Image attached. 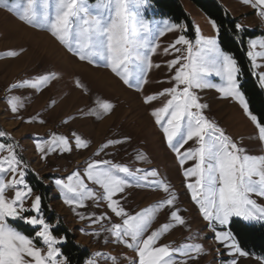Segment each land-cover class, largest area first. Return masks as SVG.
Instances as JSON below:
<instances>
[{
	"label": "snow or ice",
	"instance_id": "6c2138e0",
	"mask_svg": "<svg viewBox=\"0 0 264 264\" xmlns=\"http://www.w3.org/2000/svg\"><path fill=\"white\" fill-rule=\"evenodd\" d=\"M241 2L256 10L264 19V0ZM147 4L148 0H97L94 5L89 0H0V8L20 22L48 31L80 61L109 69L125 85L138 92H142L148 83L149 71L160 67L159 64L154 65L151 59L159 48V38L169 32L184 31V25L167 19L153 25L142 14ZM209 22L218 32L216 22ZM195 31V43L181 34L163 49L168 55L187 54L176 55L167 62V68L174 73L167 81L171 86L159 93L144 95V103L151 104L158 98H164L161 107L152 109L151 116L162 130L168 147L176 154L185 178H195L194 182L187 183V188L202 219L207 222L206 227L214 233L215 241L233 257L226 264H238L237 257H247L249 253L240 247L231 231L224 229L230 226L233 217L249 223H264V204L254 198L264 199V155L248 154L244 147L209 120L203 114L207 105L199 102L197 90L215 89L223 97L235 100L258 129L261 142H264V124L251 113L240 89L241 69L237 60L221 48L215 36H203L199 27ZM235 31L239 34L245 29L236 23ZM257 47L260 51H255ZM248 49L246 55L251 68L261 67L257 57H264V37L250 39ZM7 55L15 56L17 53L11 51ZM253 74L258 76L260 86L264 87V72ZM213 75L221 83H213L209 79ZM56 78L55 72L40 74L14 84L12 88L39 90ZM76 86L84 87L78 80ZM7 104L13 113L23 107L21 98L16 96L8 98ZM112 108L110 102L97 101V107L88 114L99 118ZM72 136L73 140H70L64 135L52 134L49 139L36 140V151L41 154V159H45L57 151L60 154L71 152L73 142L76 149L88 147V141L80 135L73 133ZM0 138L5 141L11 139L10 134L3 130H0ZM127 139L108 140L95 155L99 156L101 152L108 155L106 149L123 144ZM189 141L195 147L186 148ZM17 147V143H0V152L7 153L0 155V264H71L60 247L66 242V237L58 238L53 234L55 225L43 215L42 196H33V188L26 179L29 166L17 153ZM137 158L143 159L139 153ZM189 161L192 166L185 167ZM86 164L83 173L77 170L66 178L54 180L63 203L79 220L88 221L89 227L100 225L101 230L109 234L112 243L123 245L135 253L137 259L131 260L130 264H198L200 255L204 253L202 244L181 243L173 247L158 243L173 227H187L179 209L171 210L167 222L149 232L159 211L174 208L177 199L174 193L135 214L126 211L121 199L116 198L132 186L162 189L168 193L170 185L157 170H133L110 159H92ZM88 182L98 186L102 192L90 187ZM9 192L11 196L7 194ZM29 201L30 207L26 206ZM87 201H92L97 207L105 202L120 222H112L107 213L97 215L95 212L79 211L88 207ZM15 221L32 226L34 237L18 230L13 223ZM103 221H108L110 226L103 227ZM85 234L99 236L100 231ZM37 241L44 248L38 246ZM102 255L106 254L93 253L85 264H97L95 258ZM107 258L112 264H118L117 257ZM256 259L264 264V256Z\"/></svg>",
	"mask_w": 264,
	"mask_h": 264
},
{
	"label": "rangeland",
	"instance_id": "374dc122",
	"mask_svg": "<svg viewBox=\"0 0 264 264\" xmlns=\"http://www.w3.org/2000/svg\"><path fill=\"white\" fill-rule=\"evenodd\" d=\"M216 1L237 19V23L251 33L246 38L247 53L250 39L264 37V19L257 14L256 10L243 4L241 0ZM96 2L97 0H89V3L93 5ZM179 2L191 21V27L187 26L184 21L175 22L168 15L160 13L152 0H148L147 7L142 9L144 18L153 25H159L165 19L184 25L183 32L177 30L166 33L157 41L159 48L151 59L154 65L159 64L160 67H153L149 71L148 83L144 85L142 92L129 88L109 69L80 61L60 45L48 31L32 28L0 8V130L9 133L11 137L7 141L0 138V143H17V153L29 166L27 182L31 186L29 175H32L48 187L47 196L50 201H47L46 205L53 212L55 219L51 223L42 206L43 215L49 223L55 226H58L60 219L76 243L87 248L88 253L80 264H85V261L96 252L106 254L95 258L97 264H112L111 259L107 258L110 256L117 257L118 264H130L131 260L137 259L131 250L123 245L112 243L111 237L101 230L100 225L89 227L88 221L79 220L63 203L59 190L54 185L55 179L66 178L73 171L78 170L83 173L87 166L86 162L92 159H110L114 163L126 164L133 170L137 168L155 169L159 176L168 182L170 185L168 193L162 189L132 186L127 187L124 193L116 197L121 199L126 211L135 214L169 198L173 193L176 195L174 208L159 211L149 232L167 222L170 211L176 209L180 210L179 214L186 221L187 227L179 225L173 227L160 239L159 244H171L173 247L181 243L202 244L204 253L200 255L198 264H226L233 258L228 255L227 249L215 241L214 233L206 227L207 222L202 219L187 188V183L194 182L195 178H185L176 154L168 147L162 130L155 123V118L151 116L152 109L161 107L164 98H158L151 104L144 103V95L159 93L171 86L167 81L174 73L167 68V62L174 59L176 55L187 54L184 52L168 55L163 52L165 47L181 34L195 43L197 27L200 28L203 36L217 38V32L213 30L209 22L211 19L199 7L190 0H179ZM11 51H15L17 55H7ZM255 51H260L259 47ZM257 63L261 67L252 69L250 62L252 73L264 72V57H257ZM49 72H55L57 78L39 90L28 87L12 88V85L19 84L25 79ZM253 76L260 85L258 76L254 74ZM209 79L213 83H221L220 79L214 75ZM77 80L84 86L83 88L76 86ZM261 88L264 92V87ZM197 95L200 98L199 102L207 105L203 114L209 120L216 123L228 136L244 147L248 154L264 155V142L259 140L258 129L235 100L223 97L215 89L197 90ZM12 96L20 97L23 104L17 113H13L7 104V99ZM97 101L110 102L113 105L112 110L102 114L99 118L89 115V111L97 107ZM73 133L88 141V147L76 149L73 142L71 152L60 154L57 151L41 159V154L36 151L34 141L49 139L52 134L64 135L73 140ZM125 138H128L125 143L106 149L108 155L104 152H101L99 156L95 155L108 140H124ZM189 146L195 147L191 141L185 145L186 148ZM137 153L143 159H138ZM0 155H7V153L0 152ZM191 166V161L185 165V167ZM88 183L90 187H95L98 192H102L98 186L92 185L91 182ZM7 194L12 195L11 192ZM35 195H40V192L33 190V196ZM254 198L258 203L264 204V199ZM86 203L88 207L79 211L95 212L97 215L107 213L112 217V222H120L110 212L105 202H101L99 207L92 201ZM26 206L30 207V201L26 202ZM13 223L23 234L34 237L35 230L32 226L22 221ZM102 224L105 228L110 226L108 221H103ZM82 229L84 231H81ZM93 230L100 231V235L85 234ZM224 230L229 231V228ZM53 234L58 238L64 236L63 232L58 234L53 232ZM189 237L194 239H188ZM37 244L44 248L39 241ZM248 253L247 257H237L238 264H260L256 257L264 255Z\"/></svg>",
	"mask_w": 264,
	"mask_h": 264
},
{
	"label": "trees",
	"instance_id": "16d2710c",
	"mask_svg": "<svg viewBox=\"0 0 264 264\" xmlns=\"http://www.w3.org/2000/svg\"><path fill=\"white\" fill-rule=\"evenodd\" d=\"M160 13L168 15L175 22L184 21L191 27V21L187 13L182 9L179 0H152ZM211 20L215 21L219 27L217 39L224 51L229 52L237 60L241 69L239 76L240 89L244 94L250 111L257 116L258 122L264 124V92L257 79L253 76L250 62L246 55V38L251 33L245 31L237 34L235 25L237 19L225 11L216 0H190ZM191 33V30H190ZM29 181L33 190L39 191L42 196V206L47 219L52 223L55 219L53 212L47 208L49 189L44 186L35 176L29 175ZM229 231L236 237L238 244L248 252L264 255V223L244 222L238 218L230 220ZM52 231L56 234L64 233L66 242L60 247L71 264H80L83 257L88 253L86 247L76 243L70 231L58 220V226Z\"/></svg>",
	"mask_w": 264,
	"mask_h": 264
}]
</instances>
